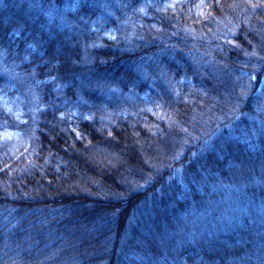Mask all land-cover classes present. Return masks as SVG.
<instances>
[{
	"label": "trees",
	"instance_id": "trees-1",
	"mask_svg": "<svg viewBox=\"0 0 264 264\" xmlns=\"http://www.w3.org/2000/svg\"><path fill=\"white\" fill-rule=\"evenodd\" d=\"M0 264H264V0H0Z\"/></svg>",
	"mask_w": 264,
	"mask_h": 264
},
{
	"label": "rangeland",
	"instance_id": "rangeland-1",
	"mask_svg": "<svg viewBox=\"0 0 264 264\" xmlns=\"http://www.w3.org/2000/svg\"><path fill=\"white\" fill-rule=\"evenodd\" d=\"M176 1H178V0H171V2H176ZM19 108V110H21V106L20 107H18ZM21 111H23V110H21Z\"/></svg>",
	"mask_w": 264,
	"mask_h": 264
}]
</instances>
